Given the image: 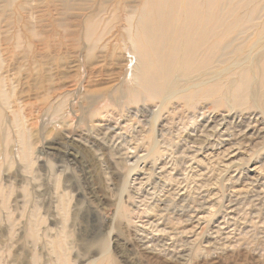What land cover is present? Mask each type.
<instances>
[{
    "label": "rangeland",
    "instance_id": "1",
    "mask_svg": "<svg viewBox=\"0 0 264 264\" xmlns=\"http://www.w3.org/2000/svg\"><path fill=\"white\" fill-rule=\"evenodd\" d=\"M145 1L0 0V264H264V0L239 24L202 0V30L252 37L160 96L134 75ZM227 113L256 137L187 150Z\"/></svg>",
    "mask_w": 264,
    "mask_h": 264
},
{
    "label": "bare ground",
    "instance_id": "2",
    "mask_svg": "<svg viewBox=\"0 0 264 264\" xmlns=\"http://www.w3.org/2000/svg\"><path fill=\"white\" fill-rule=\"evenodd\" d=\"M164 1L166 0L145 1L141 8L142 16L138 17L136 24L130 21L132 25L127 27L130 28L128 33H130L138 63L134 73L138 78V85L156 96L162 95L164 90L167 91L166 89L170 87L175 90L174 87L178 83L176 81L180 80V77L187 81L196 69H208V66L215 61L212 57L216 58L219 52L217 51L215 55L209 53L217 49L216 45L220 48L232 45L234 49H239L246 39L252 37L251 32L239 31L235 33L233 40L225 42L224 33L213 31L212 28L205 30L206 26L202 30V0H186L187 15L184 16H182L179 0ZM207 1L211 5L217 0ZM164 4L168 11L172 9L167 14L169 18L162 14L165 9ZM243 7L242 1L238 0L229 8L233 14L236 13L235 19L238 24L242 19L241 9ZM203 54L207 56L204 59ZM208 59L210 61L205 63ZM192 66L196 68L193 69ZM228 114L230 113L224 114L217 125L212 122L205 124V128L209 130L208 135H203V132L189 135L191 143L187 150H201L208 146L210 138L217 136V143L220 146H227L226 155H234V149H237L235 145L247 144L256 137L252 121L242 126L243 116L234 115V124L230 125L227 121ZM261 131L260 127L256 132L261 134ZM256 169L257 166L254 165L249 167L248 171L255 172Z\"/></svg>",
    "mask_w": 264,
    "mask_h": 264
}]
</instances>
